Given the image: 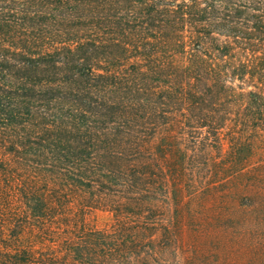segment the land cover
<instances>
[{
    "label": "trees",
    "instance_id": "1",
    "mask_svg": "<svg viewBox=\"0 0 264 264\" xmlns=\"http://www.w3.org/2000/svg\"><path fill=\"white\" fill-rule=\"evenodd\" d=\"M259 148L264 0H0V264H169L182 184Z\"/></svg>",
    "mask_w": 264,
    "mask_h": 264
},
{
    "label": "rangeland",
    "instance_id": "2",
    "mask_svg": "<svg viewBox=\"0 0 264 264\" xmlns=\"http://www.w3.org/2000/svg\"><path fill=\"white\" fill-rule=\"evenodd\" d=\"M222 138L224 158L227 141ZM240 157L235 164L216 158L209 177L189 190L182 184L173 206L178 247L169 264H264V148ZM85 221L103 228L112 215L92 208Z\"/></svg>",
    "mask_w": 264,
    "mask_h": 264
}]
</instances>
